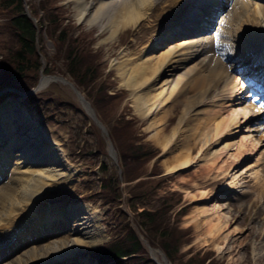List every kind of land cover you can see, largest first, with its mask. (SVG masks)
<instances>
[{
	"label": "rangeland",
	"instance_id": "obj_1",
	"mask_svg": "<svg viewBox=\"0 0 264 264\" xmlns=\"http://www.w3.org/2000/svg\"><path fill=\"white\" fill-rule=\"evenodd\" d=\"M23 1L25 10H28L37 21H41V15L45 14L44 9L39 7L36 14L32 9L34 10V5L39 6L42 0ZM52 1L58 5L57 9L61 11L62 22L69 24L68 35H80L78 39L82 45H87L93 50V58L98 62L97 77L94 82L80 85L76 82L75 77L67 69L63 48L60 51L57 50L59 29L52 34L51 27L49 26L50 30H48L46 26L49 25L48 20L45 19L43 28L38 27L37 30L36 48L41 60L38 78L34 82L30 77L20 76L7 82L4 86L2 85L0 110L8 100L12 101L14 105L18 104L19 107L25 108L42 124L47 125L52 135L61 139L70 161L78 168L72 181L62 185L54 183V188L48 190L45 197L40 198L38 209L44 211V214L55 213L61 209L67 213L70 205L88 203L99 210L100 224L105 229V238L99 241L100 243L87 245L85 249L81 250V257L85 258L86 262L80 256L77 257L75 253L78 251H76L73 253L76 258L66 264H159L150 251L149 245L161 249L166 254L160 244L161 234L158 231L153 232L155 235L150 234L152 230L149 232L140 222L139 211L156 209L168 203L173 205L162 215L161 226L169 227L165 228V232L171 230L175 233V236L171 237L178 245L177 256L172 258L166 254L171 264H183L184 261L194 257H197L194 261L205 257L204 264H264V95H261L264 87L253 85V80L250 81L246 75L243 77L249 81L248 84L251 86L242 89V82H238L237 89L234 91L238 97L232 99L230 111L235 109L239 112L240 124L236 127L238 128L236 133L222 137L223 142L218 146L219 148L226 142L233 145L229 148V152L215 163L216 167L209 169L204 166V163L202 164V161H193L187 167L168 170L166 162L175 163L180 157L181 149L188 146L187 132L191 124H187L185 121L187 118L185 110L187 109L183 100L193 92V87L190 85L184 87L174 103L168 101L144 116L137 111L131 88L129 85H125L124 79L121 78L122 75L120 76L118 68L113 63L115 58L120 57L123 48L129 50L131 54L137 55L138 51L149 41L148 38L154 34L159 38L171 29L172 23L179 13L178 10H182L183 0L175 4L176 6L169 3L174 0L156 1L151 5L148 14L135 23L121 27L115 38L106 40L103 38L109 30L103 29L99 22L90 24L88 19L91 13L79 19L74 0ZM208 6L212 7V3ZM249 7L244 6L240 9L251 11L252 6ZM227 11L228 9L221 7L216 16L221 19ZM191 13L188 23L201 12L199 9L197 13L194 10ZM5 20V13L1 12L0 58L5 53V42L7 44L8 40L12 39ZM250 21V27L257 24V20ZM242 23H245V26ZM246 23L244 20L240 21L238 25H242V29L239 28L235 32L244 31L248 24ZM216 29L214 28V30ZM179 38L181 36L173 38L171 43H175ZM67 39L69 38L67 37ZM45 67L50 70L46 72ZM42 73L61 75L74 81L92 102L93 110L103 121L106 132L86 110L69 82L51 80L34 92L28 94L21 92L34 86L40 80ZM93 83L101 84V87L107 91H102L106 93L104 103L95 102L94 96L88 95L90 89L92 92L96 89L95 86L93 88ZM25 85L29 87L25 88ZM103 96L104 94L98 95V99L100 100V97ZM211 107L218 108V106ZM243 111H246V114ZM223 114L226 115L227 111H224ZM152 118L156 119L157 123L155 126L149 127ZM121 119H124L122 122L131 121L129 139L125 133L123 134V131H117L118 136H115L116 121L120 120L119 122H121ZM156 130L159 131V138L170 137L168 148H164L151 138V134ZM131 139L135 142L147 143L155 150L154 156L146 166L138 167L142 173L140 176L152 179L145 184L147 191L145 189L141 193L136 192L139 191L137 188L131 187V184L135 183L139 176L131 180L121 179V175H123L121 151H129V146H125L124 143L132 141ZM193 140L190 139L192 148L190 154L193 159L197 160L202 157L203 148L201 142L192 143ZM110 142L115 148L116 158L110 153ZM239 148L242 152L245 151L246 155L241 159L235 154ZM215 149L216 147L213 146L211 152ZM232 160H234V164L231 165L229 171L213 180L212 176L217 167L227 165V162ZM105 169L111 173L115 170L119 178L120 188L115 192L114 197L109 196L110 194L105 196L100 192L102 181L107 175ZM152 169L157 171V174L151 173ZM7 179V176L3 177L4 181ZM216 201L222 204L223 209L221 210L227 219V224L221 235L226 234L227 236L222 239L219 234L218 238L210 236L204 238L207 229L205 221L200 218L201 215H199L197 223L192 218L198 214L196 209L199 206L213 204ZM63 217L65 214L61 212L60 218L53 220L55 225H46L44 229L46 232L56 227L58 231L48 232L47 236L38 238L35 244L42 245L71 234ZM17 220L19 222L15 226L7 227V236H4L0 231V240L4 238L5 242H8L12 238L17 239L20 233H25L34 222L32 217L26 219L18 216L15 221ZM125 223H129L138 232L147 248L148 258L144 261L137 258L115 262H112L111 259L100 261L96 257L98 247L124 232V228L120 226ZM38 224L39 226H31L29 232L26 233L27 237L36 235L38 229L44 228L42 222ZM61 224L63 225L60 227ZM27 247L24 246V249ZM19 248H14L10 255L14 252L20 253ZM3 250L6 251L1 248L0 260L7 258V254L2 253ZM158 257L162 259L160 253H158Z\"/></svg>",
	"mask_w": 264,
	"mask_h": 264
},
{
	"label": "bare ground",
	"instance_id": "obj_2",
	"mask_svg": "<svg viewBox=\"0 0 264 264\" xmlns=\"http://www.w3.org/2000/svg\"><path fill=\"white\" fill-rule=\"evenodd\" d=\"M156 1L158 0H74L79 19L91 13L88 19L90 24L99 22L103 29L109 30L104 40L115 38L121 27L135 23L148 14L151 5ZM179 1L182 2V0H174L169 3L175 5ZM263 1L183 0L182 10H178L179 13L171 29L159 38L155 36L156 34L148 38L149 41L137 55L123 48L120 57L114 59L113 64L118 68L125 85L131 88L129 89L137 111L144 116L168 101L174 103L184 87L188 85L193 87V92L183 100L187 109L185 121L191 124L187 132L188 146L181 149L180 157L175 163L166 162L168 170L187 167L193 161H202V164L204 163L209 169L216 167L215 163L227 154L233 145L226 142L218 147L223 142L222 137L238 131L236 127L240 124L239 112L235 109L230 111L232 99L238 97L234 93L238 82H242V89L249 86L248 81L243 77L246 74L249 79L254 80L256 86L262 85L264 81ZM211 3L212 7H209ZM244 6H252L251 11L240 9ZM197 7L201 13L196 15L193 21L187 22L186 27H182L185 26L182 24L184 19L190 18L191 12ZM221 7L228 11L218 19L216 13ZM242 20L248 23L246 28L244 27L245 30L240 33L235 32L239 28L242 29V25H238ZM250 20H257V24L250 27ZM179 27L180 31H177ZM244 33L247 36H244ZM178 36L181 38L171 43V40ZM249 69L252 73H249ZM51 80L68 82L61 75L43 73L40 84L45 86ZM261 95H264V89ZM85 106L90 110L87 103ZM2 108L0 110V224L2 222L0 231L7 236V229L19 222V220L15 221L18 216L26 219L32 217L34 222L30 228L33 225L39 226V222L44 224V228L38 229L36 235L27 237L26 233L30 229L28 227L25 233L21 232L17 239L12 238L7 240L8 242L2 237L0 249L5 246L6 251H3L7 254V258L1 259L0 264H66L76 258L73 254L76 251H78L75 253L77 257H81L82 249L87 245L98 243L106 236L105 229L100 224L99 210L88 203H80L70 205L67 213L61 209L56 211L57 213L44 214V211L37 206L40 198L45 197V193L54 188L55 182L62 185L72 181L78 168L70 161L61 139L52 135L47 125L42 124L25 108L19 107L18 104L14 105L10 100ZM224 111H227L226 115L223 114ZM243 112L246 114V111ZM156 121L152 118L149 127L155 126ZM151 136L164 148H168L170 137L159 138L158 130ZM190 139H194L192 143L201 142L202 157L197 160L190 154L192 150ZM213 146L216 149L211 152ZM244 153L245 151L242 152L239 148L235 154L241 159L246 156ZM232 164L234 160L228 161L225 167H217L212 179L216 180L217 177L225 175ZM5 176L8 177L6 181L3 180ZM221 209H223L222 204L218 201L213 204H202L196 209L198 214L192 220L199 222L198 218L201 215L200 218L207 225L204 238L206 236L218 238L219 234L223 233L227 219ZM61 212L65 214L64 223L68 225L71 234L36 245L38 238L47 236L48 232L58 231L56 227L46 232L44 229L46 225H55L53 220L60 218ZM226 236L223 234L221 238ZM24 246L28 247L24 249ZM17 247H20V253L14 252L10 255ZM151 252L159 264H171L161 249L153 247ZM158 253L161 254L162 259L158 257ZM81 259L85 258L81 257Z\"/></svg>",
	"mask_w": 264,
	"mask_h": 264
},
{
	"label": "trees",
	"instance_id": "obj_3",
	"mask_svg": "<svg viewBox=\"0 0 264 264\" xmlns=\"http://www.w3.org/2000/svg\"><path fill=\"white\" fill-rule=\"evenodd\" d=\"M57 6L52 0H42L39 6L34 5L32 9L33 13L36 14L39 11V7L44 9L43 15H41V21H37V24L33 19L25 12L24 1L23 0H0V13L4 12L6 16L5 24L9 27L11 32V41L9 43L5 42V53L0 58V86H4L7 82L12 81L16 77L25 76L30 77L31 81H36L39 74V69L41 67V60L37 50V30L38 27L43 28L44 21L48 20L46 25L52 34L56 33L59 37L58 49L63 48L65 56V62L67 64V69L75 77L76 82L80 85L82 83L94 82L97 77L98 62L93 58V50L89 46L82 45L81 41L78 39L80 35H68L69 24L62 22L61 11L57 9ZM67 37L69 39H67ZM82 40V39H81ZM81 43V44H80ZM65 45V48H64ZM45 71L50 69L45 67ZM92 92L91 89L88 91L89 96H94L95 102H105L107 92L101 84H94ZM0 87V88H1ZM29 86L25 85V88ZM105 91V92H102ZM104 94L103 97L98 99V95ZM114 95V94H111ZM116 121L114 131L115 136L117 131H123V134L130 138L129 124L130 120L122 122ZM114 131H112L114 133ZM118 132V133H119ZM132 141L124 143L125 146H129V151H121L122 159V178L126 180L134 179L135 177L142 175L141 170L138 168L146 166L147 162L154 156L155 150L144 142ZM122 141V140H121ZM123 142V141H122ZM105 166V164H103ZM108 169V168H106ZM104 180L102 181L101 191L105 196H115V192L119 191V178L114 172L106 170ZM145 169L143 170V172ZM153 172L157 173L154 169ZM155 171V172H154ZM152 180L150 177L140 178L131 184V187L137 188L139 191L137 193L144 192L146 187L145 184ZM136 185V187H134ZM147 191V189H146ZM173 205V204H172ZM169 203L164 204L156 209H142L139 211V219L141 224L152 234L153 232H159L161 246L166 251L169 257L175 258L177 256L178 245L175 243L173 236L175 233L170 231L165 232V228L168 226H161L163 222L162 215L164 212L172 206ZM120 227L124 228V232L119 234L116 238L102 244L98 247L96 257L100 261H106L111 259L112 262L119 261L122 259H135L146 260L148 253H146L147 248L144 246L138 232L129 223L122 224ZM153 235H155L153 233ZM172 236V237H171ZM152 238V237H151ZM153 239V238H152ZM127 255L126 258L122 256ZM195 256V255H194ZM195 258L184 261L183 264H204V258Z\"/></svg>",
	"mask_w": 264,
	"mask_h": 264
},
{
	"label": "water",
	"instance_id": "obj_4",
	"mask_svg": "<svg viewBox=\"0 0 264 264\" xmlns=\"http://www.w3.org/2000/svg\"><path fill=\"white\" fill-rule=\"evenodd\" d=\"M54 75H55V74H54ZM67 81H69V82L71 83V85L73 86L74 90H75L76 93L78 94V96H79L80 100L82 101V103H83L84 105H86V103H87V105H89L90 110H89V108H87V110L93 115V117L95 118V120L97 121V123H98V124L102 127V129L106 132V128H105L103 122L101 121V119L97 116V114H96L95 111L93 110V106L91 105L89 99L84 95V93H83V92L77 87V85H76L73 81H71L70 79H67ZM40 87H42V86H41V84H40V82H39V83H38L37 85H35L33 88H31V89L25 91V93H30V92H32V91H34V90H36V89H39ZM110 151H111L112 155L116 158L117 156H116V154H115V148L113 147V145H112L111 143H110ZM149 247H150L149 249H150V251H151V249L153 248V246L149 245ZM163 254H164L165 257L167 258L165 252H163ZM169 262L171 263V261H169Z\"/></svg>",
	"mask_w": 264,
	"mask_h": 264
}]
</instances>
